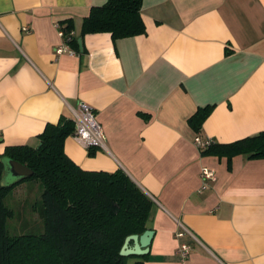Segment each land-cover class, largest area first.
I'll return each instance as SVG.
<instances>
[{"label":"crops","instance_id":"1","mask_svg":"<svg viewBox=\"0 0 264 264\" xmlns=\"http://www.w3.org/2000/svg\"><path fill=\"white\" fill-rule=\"evenodd\" d=\"M106 2L0 0V156L36 147L46 125L74 123L85 103L103 146L86 150L70 135L64 152L84 171H123L151 199L143 264H264V160L194 144L264 132V0H142L144 34L80 38L82 20ZM69 20L80 55L55 52L57 25ZM206 106L197 134L188 120ZM202 168L216 178L205 189Z\"/></svg>","mask_w":264,"mask_h":264},{"label":"trees","instance_id":"2","mask_svg":"<svg viewBox=\"0 0 264 264\" xmlns=\"http://www.w3.org/2000/svg\"><path fill=\"white\" fill-rule=\"evenodd\" d=\"M142 0H107L82 20L80 38L108 33L113 41L145 33ZM58 25L64 41L80 55L72 21ZM212 106L199 108L188 120L198 134ZM74 132V123L61 118L46 125L36 147H8L0 156V181L4 163L12 160L28 167L33 175L18 183L0 185V264H143L145 256H122L130 235L147 230L151 199L121 170L113 173L84 171L64 152V142ZM202 154L245 155L264 160V132L230 144L211 143ZM92 155V153H90ZM37 181L42 190L34 209L42 232L34 234L23 225L20 235H11L8 221L14 212L5 204L17 186Z\"/></svg>","mask_w":264,"mask_h":264},{"label":"built area","instance_id":"3","mask_svg":"<svg viewBox=\"0 0 264 264\" xmlns=\"http://www.w3.org/2000/svg\"><path fill=\"white\" fill-rule=\"evenodd\" d=\"M57 29L63 39V44L58 47L55 52L57 54L68 53L75 54L74 51L69 47V45L64 41L63 32L60 29V26L57 25ZM28 31L27 28L23 29ZM70 35H73L71 33ZM74 140L84 149L91 150L94 148L102 147L104 142V135L99 123L96 120L95 112L93 108L85 103H79L78 109L74 117V132L72 134ZM212 142L208 139H201L199 136H196L194 139V144L199 150L206 149ZM200 179L202 181L201 189H205L209 183L216 180L213 171L208 168H202L200 171ZM187 230L183 227H180V230L175 233L176 239H182ZM190 247L185 244H179L177 249V254L181 258L182 262H185L189 256Z\"/></svg>","mask_w":264,"mask_h":264},{"label":"rangeland","instance_id":"4","mask_svg":"<svg viewBox=\"0 0 264 264\" xmlns=\"http://www.w3.org/2000/svg\"><path fill=\"white\" fill-rule=\"evenodd\" d=\"M41 192L39 183L30 181L17 186L7 196L5 204L14 212V218L7 224L11 235L23 234L24 231L21 230L23 225H27L34 234L42 232V224L34 209L35 203L40 200Z\"/></svg>","mask_w":264,"mask_h":264},{"label":"water","instance_id":"5","mask_svg":"<svg viewBox=\"0 0 264 264\" xmlns=\"http://www.w3.org/2000/svg\"><path fill=\"white\" fill-rule=\"evenodd\" d=\"M78 45L81 49V40L78 39ZM33 172L26 166L16 161H6L0 181L1 186H9L18 183L21 180L30 178ZM153 237V231L146 230L141 235H130L125 239V242L120 251L122 256H144L148 252L150 241Z\"/></svg>","mask_w":264,"mask_h":264}]
</instances>
